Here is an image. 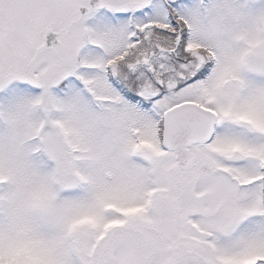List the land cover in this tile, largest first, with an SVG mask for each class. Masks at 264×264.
Listing matches in <instances>:
<instances>
[{"label":"snow or ice","instance_id":"6c2138e0","mask_svg":"<svg viewBox=\"0 0 264 264\" xmlns=\"http://www.w3.org/2000/svg\"><path fill=\"white\" fill-rule=\"evenodd\" d=\"M0 264H264V0H0Z\"/></svg>","mask_w":264,"mask_h":264}]
</instances>
